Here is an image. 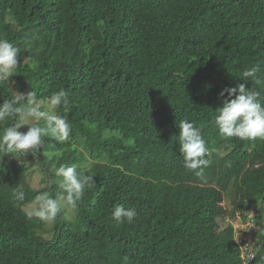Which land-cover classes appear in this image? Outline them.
<instances>
[{
    "label": "trees",
    "instance_id": "1",
    "mask_svg": "<svg viewBox=\"0 0 264 264\" xmlns=\"http://www.w3.org/2000/svg\"><path fill=\"white\" fill-rule=\"evenodd\" d=\"M0 39L20 50L0 103L64 89L55 112L72 128L68 141L45 137L36 159L0 152V264H244L235 228L218 220L252 212L249 264H264V138L214 126L239 73L264 75V0H0ZM182 119L205 140L201 176L183 167ZM61 164L96 184L74 212L41 222L27 207L59 193ZM36 177L47 187L34 189ZM115 205L135 207L134 221L116 223Z\"/></svg>",
    "mask_w": 264,
    "mask_h": 264
},
{
    "label": "clouds",
    "instance_id": "2",
    "mask_svg": "<svg viewBox=\"0 0 264 264\" xmlns=\"http://www.w3.org/2000/svg\"><path fill=\"white\" fill-rule=\"evenodd\" d=\"M19 48L6 39H0V82H15L10 78L15 75L18 65ZM26 60V59H25ZM238 79L245 83H239L235 87L224 89L221 97H225L221 107L216 109L214 126L222 138H238L240 140H251L264 138V97L256 88L247 87L249 81H254L258 87H264V75L260 74L258 67L243 70ZM68 92L64 89L55 92L50 97L38 99L35 92L22 94L13 91L12 99H4L0 103V122L8 119L15 121L13 126H7L0 132V152L7 154H19L20 156L31 155L36 159L38 150L43 146L44 138L49 137L57 142L68 141L72 128L66 117L56 114L55 110L62 105L68 104ZM43 121L41 125L39 122ZM27 127V131L20 129ZM179 128V152L183 160V167L201 176L203 169L210 161L206 159L208 149L201 131L194 123L182 119ZM59 156L54 152L51 156ZM55 176L59 179V193L55 196L45 191L38 194L33 201V210L29 215L38 218L41 222H54L58 214L64 210L74 212L86 193V189L92 188L95 176L77 173V165L71 166L61 164L55 168ZM46 184V183H44ZM47 187V184H46ZM45 187V188H46ZM170 194V190H169ZM168 194V205L170 211L174 208L176 197ZM23 192L18 193V198L23 199ZM223 205L228 212L235 207L229 205L223 197ZM137 215L135 207L115 205L112 217L118 224L132 223ZM254 213L247 216L248 222H243L239 215L236 219H230L226 215L218 220L221 225L231 223L235 228V241L241 251L244 264H249V259H254L256 250L252 248L250 240L256 227L253 223ZM251 220V221H250ZM250 226L247 233H241L240 225ZM254 229V230H253ZM255 254V255H254Z\"/></svg>",
    "mask_w": 264,
    "mask_h": 264
},
{
    "label": "rangeland",
    "instance_id": "3",
    "mask_svg": "<svg viewBox=\"0 0 264 264\" xmlns=\"http://www.w3.org/2000/svg\"><path fill=\"white\" fill-rule=\"evenodd\" d=\"M38 178L39 177H36L35 179H34V181H33V188L34 189H37V188H39V187H46V184H44V185H40V184H38ZM226 202H228L227 200H226ZM27 210H30V211H32L33 210V204L32 205H30V206H28L27 207ZM239 219H241V218H239ZM240 229H242V231H241V233H247V231H249V229H250V226H247L246 224L245 225H240ZM254 230V229H253ZM248 261H250V260H248Z\"/></svg>",
    "mask_w": 264,
    "mask_h": 264
}]
</instances>
